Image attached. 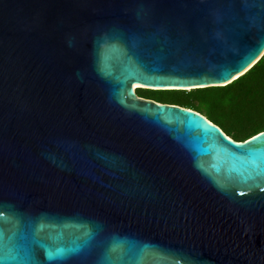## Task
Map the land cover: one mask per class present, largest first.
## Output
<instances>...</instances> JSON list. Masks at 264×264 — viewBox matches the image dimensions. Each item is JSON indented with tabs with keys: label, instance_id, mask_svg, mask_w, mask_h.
<instances>
[{
	"label": "water",
	"instance_id": "water-1",
	"mask_svg": "<svg viewBox=\"0 0 264 264\" xmlns=\"http://www.w3.org/2000/svg\"><path fill=\"white\" fill-rule=\"evenodd\" d=\"M263 55L264 0H0V264H264V131L135 93Z\"/></svg>",
	"mask_w": 264,
	"mask_h": 264
},
{
	"label": "trees",
	"instance_id": "trees-1",
	"mask_svg": "<svg viewBox=\"0 0 264 264\" xmlns=\"http://www.w3.org/2000/svg\"><path fill=\"white\" fill-rule=\"evenodd\" d=\"M135 93L140 98L193 110L236 142L264 131V55L244 75L225 86L190 90L136 89Z\"/></svg>",
	"mask_w": 264,
	"mask_h": 264
},
{
	"label": "bare ground",
	"instance_id": "bare-ground-1",
	"mask_svg": "<svg viewBox=\"0 0 264 264\" xmlns=\"http://www.w3.org/2000/svg\"><path fill=\"white\" fill-rule=\"evenodd\" d=\"M137 86L134 87V89L136 88Z\"/></svg>",
	"mask_w": 264,
	"mask_h": 264
},
{
	"label": "snow or ice",
	"instance_id": "snow-or-ice-1",
	"mask_svg": "<svg viewBox=\"0 0 264 264\" xmlns=\"http://www.w3.org/2000/svg\"><path fill=\"white\" fill-rule=\"evenodd\" d=\"M0 260H2V259H0Z\"/></svg>",
	"mask_w": 264,
	"mask_h": 264
}]
</instances>
